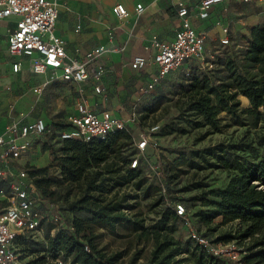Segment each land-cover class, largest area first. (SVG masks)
<instances>
[{"label":"trees","instance_id":"trees-1","mask_svg":"<svg viewBox=\"0 0 264 264\" xmlns=\"http://www.w3.org/2000/svg\"><path fill=\"white\" fill-rule=\"evenodd\" d=\"M218 64L219 67L211 69L214 75L195 70L180 84L176 105L182 117L176 118L194 129L208 127L204 136L222 131L220 114L223 112L237 119L247 116L250 126L237 140L222 141L194 153L209 166L222 168L230 176L222 188L198 185L201 192L192 200L205 207L196 213L202 224L210 225L221 216L224 223L238 221L242 226L239 236L229 234L225 239L214 241L247 240L248 251L242 264H264V111L261 110L264 108V24L252 27L240 60L226 52L219 57ZM240 97L248 107L241 106ZM174 130L177 129H171ZM182 132L186 129L182 128ZM62 142L55 157L58 174L48 166H27L43 198L58 205L63 217V225L55 236H48L44 250L53 257L70 258L72 264H121V252L109 253L99 247L94 227L114 229L128 222L130 216L126 210L135 197L126 191L127 186L131 184L134 190H141L150 181L141 169L130 165L135 156L128 157L126 150L132 144L135 147L134 135L130 129L118 130L104 140ZM246 153H254L255 158L250 159ZM191 164L205 167L195 161ZM64 183L82 187L81 196L71 203L70 215L51 200L55 194L52 188ZM79 213L87 214L88 219L79 217ZM179 220L172 208L163 212L153 225L150 234L156 240V247L149 264H186V259H175V253L171 252L172 246L178 243L172 234ZM31 238L18 239L22 259V245ZM191 246L195 251L194 264H238L206 253L192 239ZM25 264L51 263L42 256Z\"/></svg>","mask_w":264,"mask_h":264},{"label":"crops","instance_id":"crops-1","mask_svg":"<svg viewBox=\"0 0 264 264\" xmlns=\"http://www.w3.org/2000/svg\"><path fill=\"white\" fill-rule=\"evenodd\" d=\"M53 1L59 12L53 32L65 40L70 59L85 62L89 51L99 47H104V51L88 63L90 78L82 84L62 79L60 69L48 68L44 73H35L33 63L38 54L13 55L8 49V34L15 28L17 17L0 20V136L14 123L24 125L38 118L46 121L50 133L60 132L68 125V117L78 112L77 104L83 98L87 100L90 110L99 115L111 111L126 121L134 114L138 117L133 107L149 97L146 94L150 90L145 89L159 74V67L152 60L156 53L152 38L157 36L160 41L170 43L175 40L181 27L176 0ZM231 1L225 0L215 5L209 16L202 19L199 16L201 0H185L193 27L205 33L206 41L219 35L220 39L228 37L229 30L235 29ZM118 3H122L130 12V17L125 21H119L114 14V7ZM139 3L144 6L140 16L136 13ZM248 20V25L243 28L247 40L252 27L264 23V14L250 16ZM138 55L148 59L146 66L140 70L131 66ZM193 61L202 60L187 62ZM15 63L21 65L18 71H14ZM100 65L104 72L100 79H96L95 73ZM97 86L101 87L100 93L95 90ZM35 89L40 91L36 92ZM153 95L157 101V87ZM131 108L133 111L127 114L126 109ZM133 124L130 121L129 127ZM138 129L139 135L143 130ZM44 135L35 138L30 149ZM28 151L12 162L15 171L27 166L46 167L50 163L45 155ZM0 202L2 208L5 201L1 197Z\"/></svg>","mask_w":264,"mask_h":264},{"label":"rangeland","instance_id":"rangeland-1","mask_svg":"<svg viewBox=\"0 0 264 264\" xmlns=\"http://www.w3.org/2000/svg\"><path fill=\"white\" fill-rule=\"evenodd\" d=\"M231 9L235 29L228 32L229 43L223 44L220 35L215 39L207 38L205 59L203 61L185 62L181 67L172 70L157 83V101L153 98L155 89L153 88L146 94L149 95L146 100H142L141 104L139 103L133 107L138 114V117L136 115L137 119L132 122L134 124L129 127L134 134V140L138 139V128L146 131L151 126L159 124L160 129L155 135L158 145H150L144 152H139L132 144L126 150V153L128 157L134 155L139 159L138 168L145 175L151 174L153 168L159 166L168 189L166 193H163L158 187V180L151 179L145 182L141 190H134L130 184L127 186L126 191L133 193L135 197L134 200L130 201L131 205L126 210L130 220L118 224L114 229L94 227V234L99 247L109 253L121 252V264L150 263L153 250L156 247V240L150 234V230H152L153 225L159 220L163 212L173 208L172 205L175 201L185 202L189 215L197 217L199 230L211 239H225L224 237L229 234L237 237L242 230V226L238 221L224 223L221 216L215 218L210 225L200 222V217L196 213L205 209V207L200 202L192 200L193 196L201 192L198 185H206L208 188H222L227 184L230 174L222 168L209 166V164L203 162L201 157L195 156L194 153L222 141L241 138L249 130L248 117L244 115L241 119H237L223 112L220 114L223 124L222 131L213 132L206 136H204V133L208 127L194 129L176 118L182 117L176 105V101L180 96V84L184 83L195 70L209 72L214 75L211 69L219 67V57L225 55L226 52L235 59L240 60L241 52L248 42L243 28L248 25L250 16L264 14V3L262 1L245 3L242 0H232ZM240 99L241 106L247 107L241 97ZM133 108L126 109L127 114L133 111ZM261 110L264 111V108ZM173 128L177 130L171 131ZM182 128L186 129V132H182ZM58 133L48 131L41 140L37 141V145L28 151H36L39 155H45L46 160L50 162L47 166L55 174L59 173V166L58 162L55 161V157L59 154L63 144L58 138ZM260 153L261 150H259ZM246 156L250 159L255 158L254 153H246ZM191 161L202 163L205 167L198 168L192 165ZM52 189L55 194L51 200L57 202L62 210H66V215H70L71 203L81 196L82 187L77 184L64 183L61 186H54ZM0 197L3 199L1 194ZM43 212L44 215H47L45 209ZM78 216L88 219L85 213H79ZM42 226L45 234L35 235L22 245L24 246L23 260L28 263L46 256L51 264H61L60 260L63 264H72L70 258L53 257L44 250L47 246L48 236L51 235V231L56 226L49 221V218L43 221ZM172 235L178 242L171 248V252L175 253V259H186V264H194L195 251L191 246L190 227L184 219L180 218L176 223V230ZM234 241L241 252L248 251L247 240L241 241L236 238Z\"/></svg>","mask_w":264,"mask_h":264},{"label":"built area","instance_id":"built-area-1","mask_svg":"<svg viewBox=\"0 0 264 264\" xmlns=\"http://www.w3.org/2000/svg\"><path fill=\"white\" fill-rule=\"evenodd\" d=\"M224 1L201 0L200 18H207L211 8ZM242 1L245 3L262 1L264 3V0ZM143 12L144 6L141 3L137 4V15L140 16ZM176 12L181 19V27L177 31L175 40L165 43L157 36L152 38V45L156 48L152 60L158 65L159 74L145 91L155 88L161 79L185 62L194 59L204 60L206 35L193 27L185 0H176ZM114 14L119 21H125L130 17V12L122 3L115 5ZM58 15V9L53 0H0V20L17 17L15 28L8 34L9 52L13 55L38 54L33 63L35 73H44L48 68L60 69L62 79L82 84L90 78L88 63L102 54L104 47L89 51L85 62L70 59L66 51L65 40L53 32ZM225 31L227 32L228 29ZM221 42L226 45L229 43V38L224 37ZM147 62L146 57L138 55L132 60L131 66L140 70L146 66ZM20 67V63L13 65L14 71H18ZM103 72L104 68L101 65L98 66L95 78L100 79ZM95 90L100 93L101 87L97 86ZM35 91L38 92L40 89H35ZM77 110L76 114L68 117V126L59 132L58 138L61 141L69 139L83 142H90L94 139L104 140L115 131L129 130V122L137 119L134 114L129 121H126L111 111H104L102 115H99L90 110L85 98L77 104ZM159 129L160 125L156 124L149 130L139 133L138 139L135 140L137 151L144 152L150 145L157 146L155 135ZM48 131L46 121L38 118L24 125L14 123L0 136V194L5 201V205L0 208V264H25L21 257L18 239L44 233L42 225L45 219L49 218V221L56 226L51 231V236H55L63 225V217L58 205L49 203L43 198L34 180L30 177L27 167L15 171L12 166L14 160L20 158L31 148L35 138ZM130 165L132 168H137L139 159L133 157ZM145 176L151 180H158L160 190L163 193L167 192L168 186L159 166H155L152 173ZM172 207L176 214L189 225L190 238L203 251L214 256L228 258L238 264L243 263L247 252H241L235 241H214L204 235L199 230L197 218L189 215L184 202L175 201ZM44 209L47 215H44ZM86 250L89 248L86 247ZM59 262L63 264L62 260Z\"/></svg>","mask_w":264,"mask_h":264},{"label":"water","instance_id":"water-1","mask_svg":"<svg viewBox=\"0 0 264 264\" xmlns=\"http://www.w3.org/2000/svg\"><path fill=\"white\" fill-rule=\"evenodd\" d=\"M247 107L249 106V105H246Z\"/></svg>","mask_w":264,"mask_h":264}]
</instances>
